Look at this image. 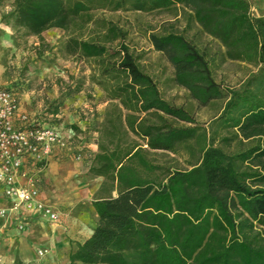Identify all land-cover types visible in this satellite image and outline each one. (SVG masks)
<instances>
[{
    "label": "trees",
    "instance_id": "16d2710c",
    "mask_svg": "<svg viewBox=\"0 0 264 264\" xmlns=\"http://www.w3.org/2000/svg\"><path fill=\"white\" fill-rule=\"evenodd\" d=\"M94 3L142 13L181 7L188 23L223 49L224 61L255 70L224 90L193 39L175 31L149 36L172 67L173 83L197 106L223 101L202 129L162 99L126 46L108 48L124 38L115 25L106 24L96 38H67V56L113 60L100 75L113 81L110 99L132 113L125 132L145 140V148L117 142L94 156L88 173L112 184L116 195L91 203L96 225L68 264H264V17L251 15L248 0H12L0 19L14 33L40 38L50 29L82 30ZM7 88L20 93L17 85ZM138 113L156 116L159 124L137 121ZM192 140L197 160L160 177L148 153L190 149Z\"/></svg>",
    "mask_w": 264,
    "mask_h": 264
},
{
    "label": "rangeland",
    "instance_id": "374dc122",
    "mask_svg": "<svg viewBox=\"0 0 264 264\" xmlns=\"http://www.w3.org/2000/svg\"><path fill=\"white\" fill-rule=\"evenodd\" d=\"M252 6V16L264 9V5ZM12 0H0V16L9 12ZM181 7L167 11L142 13L129 10L112 11L109 7L94 3L90 10V21L77 31L50 29L40 38L14 33L0 19V78L7 87L17 85V93L22 109L41 123L69 132L66 144L74 149L76 160L87 164L86 177H98L88 173L94 156L102 149H110L119 142L121 147L137 144L145 148V140L125 132V116L128 113L117 100L110 99L113 81H105L100 75L103 67L113 60L104 57L100 60H85L67 56L64 43L68 37L83 39L96 38L106 24H113L124 33L118 43L108 45L115 49L123 44L133 56L140 69L149 75L159 90L160 96L173 106L183 108L195 122V126L207 129L211 121L220 113L223 101L218 100L205 107H199L188 93L172 81L173 70L166 59L150 44L151 34L165 31L183 33L193 39L207 55L214 80L224 89L236 88L255 69L237 62L224 61L223 49L212 39L199 33L198 27L188 23L187 15ZM103 82V83H100ZM56 112V114H54ZM137 121L145 124H159L156 116L134 114ZM121 122V123H120ZM176 126H192L177 122ZM191 148H177L174 153L149 152L147 157L161 168L160 177L166 171L186 170L198 157L194 141ZM85 153V157H82ZM101 178L97 198L113 197V185ZM1 218V217H0ZM0 259L6 262L1 256Z\"/></svg>",
    "mask_w": 264,
    "mask_h": 264
},
{
    "label": "crops",
    "instance_id": "0c3cea01",
    "mask_svg": "<svg viewBox=\"0 0 264 264\" xmlns=\"http://www.w3.org/2000/svg\"><path fill=\"white\" fill-rule=\"evenodd\" d=\"M249 1V0H248ZM254 6L264 0H252ZM250 4V3H249ZM252 6L250 5V8ZM257 16L264 17V9ZM63 123L59 125L62 133ZM68 131L62 133L67 139ZM74 149H55L43 166H27L42 201L60 213L58 222H48L38 214L15 207L3 195L0 185V210L7 216L0 218V256L10 264H68V256L76 245L90 237L97 218L91 203L98 199L101 178L85 176L87 164L76 160ZM85 157V153L81 154ZM26 179L18 184L25 185ZM23 224L21 230L18 226ZM45 250L43 257L37 251Z\"/></svg>",
    "mask_w": 264,
    "mask_h": 264
},
{
    "label": "built area",
    "instance_id": "2783aa9c",
    "mask_svg": "<svg viewBox=\"0 0 264 264\" xmlns=\"http://www.w3.org/2000/svg\"><path fill=\"white\" fill-rule=\"evenodd\" d=\"M252 15V9L250 8ZM21 107L16 92L8 89L0 78V185L5 198L15 207L38 214L48 222H58L60 213L41 200L38 189L28 174L27 166H43L55 149H68L60 130L48 124H38ZM26 179L25 185L18 184ZM7 216L5 209L0 217ZM23 224L18 226L21 230ZM45 250H38L43 257ZM0 264H7L0 259Z\"/></svg>",
    "mask_w": 264,
    "mask_h": 264
}]
</instances>
